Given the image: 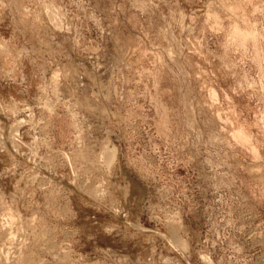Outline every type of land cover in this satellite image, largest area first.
<instances>
[{
  "label": "rangeland",
  "instance_id": "1",
  "mask_svg": "<svg viewBox=\"0 0 264 264\" xmlns=\"http://www.w3.org/2000/svg\"><path fill=\"white\" fill-rule=\"evenodd\" d=\"M28 170L135 253L95 264H264V0H0V182Z\"/></svg>",
  "mask_w": 264,
  "mask_h": 264
},
{
  "label": "clouds",
  "instance_id": "2",
  "mask_svg": "<svg viewBox=\"0 0 264 264\" xmlns=\"http://www.w3.org/2000/svg\"><path fill=\"white\" fill-rule=\"evenodd\" d=\"M167 55L172 59L173 53L170 50ZM73 143L76 148L67 155L74 158V183L83 187L92 179L86 164L96 169L103 167V164L96 158L77 167L78 160L82 159L79 156L80 143L78 140ZM108 151L113 154L111 163L115 166L119 163L117 156L123 155V150L112 147ZM60 155L65 154L61 152ZM34 158L35 151L30 159L37 163ZM25 179L27 183L23 189L20 188V182H17L11 191L9 183L0 182V264H95L97 249L129 257L135 254L133 249L113 236L114 232L117 236L120 234L118 227H110L111 221L98 219L95 213L84 211L75 200L72 201L74 216H61L46 205H37L32 199L34 190H31L36 176L28 170L21 176V180ZM89 194L100 206L108 209L99 199L96 188L90 189ZM73 228L77 229L76 233L71 232ZM77 234L79 244L74 249V237ZM60 236L65 239L59 240Z\"/></svg>",
  "mask_w": 264,
  "mask_h": 264
},
{
  "label": "bare ground",
  "instance_id": "3",
  "mask_svg": "<svg viewBox=\"0 0 264 264\" xmlns=\"http://www.w3.org/2000/svg\"><path fill=\"white\" fill-rule=\"evenodd\" d=\"M230 32H232L233 37L236 38L240 43H243L246 40L255 41L256 40V36H257L256 31L254 30V28L252 26L250 27V25L248 27L244 28V29L243 28H239L238 26H232V31H230ZM57 76H58V72L54 71L53 74H52V78L53 79H56ZM234 136H235V134H234ZM237 137L238 136H236V138ZM13 149H14V146H13ZM112 155H113L112 153H109L107 155L108 156L107 158H108V163L109 164H111Z\"/></svg>",
  "mask_w": 264,
  "mask_h": 264
}]
</instances>
